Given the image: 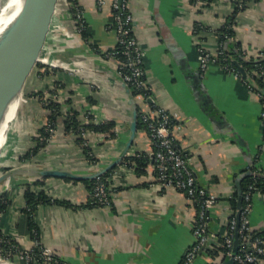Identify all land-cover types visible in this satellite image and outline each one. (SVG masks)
<instances>
[{
  "label": "crops",
  "instance_id": "obj_1",
  "mask_svg": "<svg viewBox=\"0 0 264 264\" xmlns=\"http://www.w3.org/2000/svg\"><path fill=\"white\" fill-rule=\"evenodd\" d=\"M108 1L100 9L97 0H78L84 9L86 39L77 29L69 0H58L42 55L64 66L42 73L38 63L27 79L24 91L28 96L23 100V130L19 134L24 140L22 151L29 150L33 137L47 121L46 110L31 94L47 91L58 81L68 87L60 88V99H70L72 104L67 108L80 111L83 122L91 116L98 124L115 123L112 141L97 143L98 133L88 135L95 155L103 158L102 165L125 149L135 107L139 119L141 112H150L149 105L124 86L118 60L107 55L118 45ZM129 7L145 53L149 84L173 119L172 136L188 154L198 184L218 198L209 212L210 231L218 239L226 237L229 200L237 194L238 201L245 171L255 162L257 170L264 172L263 106L257 93L218 63H211L205 72L200 68L201 44L217 53V31L235 12L234 4L230 0L199 5L195 0H130ZM235 24L233 40L243 52L255 57L264 50V0L250 1L237 14ZM198 25L205 28L198 29ZM18 113L8 136L13 134ZM152 149L146 129L138 128L131 152L150 153ZM7 152L3 150L2 157ZM42 154L15 167L40 164L86 174L92 170L76 137L66 134L62 127ZM68 180L45 179L44 188L57 202L40 205L36 212L43 244L59 261L182 264L195 244L198 210L194 200L184 192L162 188L152 164L143 173L130 172L113 181L111 207L92 205L88 186ZM22 186L12 182L4 190L13 203L0 216V229L23 249H29L33 241ZM249 219L252 231L264 232V194L253 195ZM216 244L213 240L191 264H214L208 250Z\"/></svg>",
  "mask_w": 264,
  "mask_h": 264
},
{
  "label": "built area",
  "instance_id": "obj_2",
  "mask_svg": "<svg viewBox=\"0 0 264 264\" xmlns=\"http://www.w3.org/2000/svg\"><path fill=\"white\" fill-rule=\"evenodd\" d=\"M205 1L206 0H195V4L199 5ZM230 1L234 4V9H237L238 13L244 10L247 6L245 0ZM108 2V0H97L98 8L102 9L108 4ZM110 4L113 16L112 26L117 32L118 45L115 51L110 52L107 55H110L118 60L119 77L129 85L132 92L137 94L141 101L149 105L150 112H141L140 119L144 124L152 142V152L147 154L151 157L152 165L156 171V178L160 186L164 189L173 188L184 192L191 199L194 197L199 198L200 209L198 211L194 229L196 241L192 248H190L186 253L183 262V264H191L202 250L206 251L211 246L213 240H216V242L218 240V236L211 232L209 227V212L218 204V198L214 194L210 193L206 188L198 184L195 174L190 167L188 154L177 145L174 137L172 136L171 129L173 126V119L168 110L158 102L153 88L148 81L144 59L145 53L135 34L134 17L129 7L130 0H111ZM70 8L71 10H74L72 15L74 19L76 18L79 22L77 29L81 33L86 30L84 9L79 4L73 3H70ZM217 37L219 38V46L216 54L210 52L204 44H201L199 48V52L201 54V71L205 72L211 63H218L226 73L241 79L250 89H252L250 84L251 82H255L254 79L249 78L246 80L245 77L248 75L244 76L242 74L239 69V65L237 68L232 66L229 61V57H227L221 49V35L217 34ZM243 54L248 60L258 61L259 58H264L263 51L255 57H251L247 52H243ZM40 59L44 60V63H41L42 66L40 67V71L42 73L48 72L52 70V68L64 66V64H62L59 60L51 59L50 57H46L44 55L43 58L41 56ZM249 74L252 78H255V76L264 77V70L258 68ZM55 88L56 86L54 85L51 89L54 90ZM44 93V103H49L51 100H60L59 96L51 95L47 91ZM257 95L263 106L261 118L264 125V97L261 95V92H258ZM89 122L90 119L84 123ZM92 122L98 124L93 119ZM49 132L53 137L56 130L49 126ZM82 135L84 138H88L89 133L83 131ZM97 137H99L97 143L106 142V139H109V141L114 140L106 133H98ZM88 143L90 144L89 138L87 140V144ZM133 154L135 153L130 151L128 156H132ZM96 157L98 162L102 158V156ZM130 172H135V166L133 164L130 165L129 162H125L124 159L123 162L113 170L112 174L108 178H96L97 182L93 190L94 202L102 207H111V196L114 187L113 181L115 179H120ZM252 189L253 186L250 187V191L247 192L244 197L246 205L242 208L240 218H237L236 213V217L229 221L231 233H228L226 236L225 244L228 249V258L233 259L234 264H264V237H252L250 235V232L252 231L249 219L252 209ZM237 233L242 238L246 236V240L244 245L240 246L237 254H233L234 241ZM24 250V260L30 264H38V259H35L36 255H38L40 260L46 262L47 264H67L56 259L53 253L44 246L42 239L34 240L32 247ZM23 253L21 251V254Z\"/></svg>",
  "mask_w": 264,
  "mask_h": 264
},
{
  "label": "trees",
  "instance_id": "obj_3",
  "mask_svg": "<svg viewBox=\"0 0 264 264\" xmlns=\"http://www.w3.org/2000/svg\"><path fill=\"white\" fill-rule=\"evenodd\" d=\"M194 1V0H193ZM214 0H206V3L212 2ZM246 5L252 0H245ZM70 3L79 4L78 0H69ZM74 10L72 9V13ZM238 14V10L236 9L233 15L228 19L226 24L217 31L218 34L221 35L220 42L222 43V50L225 55L229 57V61L232 66L237 68V66H242L245 69L246 76L245 79L249 78L254 79L255 82H251L252 90L256 93L261 92V95L264 97V77L252 78L249 73L253 72L255 69H263L264 70V58H259L258 61L248 60L241 49V45H238L234 40L235 31L232 29L236 24V16ZM76 22V26H79V22L74 19ZM198 29L205 28L201 25H198ZM84 38H88L86 30L81 32ZM264 52V50H263ZM41 67V64H38ZM54 72H58V70H54ZM49 73V72H48ZM60 88L66 89L67 86L63 85L61 82H56V88L54 90L49 89L47 92L51 95H56L60 97ZM45 91H41L38 93L31 94L33 96H37L40 100L43 108L47 112V121L39 128L38 133L35 137H33V145L29 148V150L22 154L20 157L21 163L25 164L26 162H30L37 157H41L43 154V150L47 147L49 140L52 137V134L49 132V126L54 128L56 131L59 127H62L66 134H73L76 137V143L81 147L85 158L90 162L91 165H94L98 162L97 157L95 156L94 150L92 146L88 143V138H84L82 133L86 131L88 133H106L109 134L111 138H115V123L114 122H103L100 124H95L92 122V117L90 116V122L84 123L81 119V112L74 108H67V105H71L72 101L70 99L66 101H62L61 99L58 101L51 100L49 103H44V93ZM27 93L25 98H27ZM135 96H138L135 94ZM24 98V99H25ZM61 98V97H60ZM264 101V100H263ZM262 103V102H261ZM264 103V102H263ZM139 128L145 129L144 124L141 119H139ZM125 162H129L130 165L135 166L136 173L145 172L146 168H148L152 164L151 157L145 152H138L133 154L132 156H128L125 158ZM19 165V164H18ZM113 170L109 173L101 176L102 179L108 178L112 174ZM45 180V179H44ZM44 180H38L32 183H24L23 194L25 200L24 212L28 216L29 219V227L32 241L36 239H42L40 226L36 221V212L38 207L43 204H51L57 202L54 198H52L48 191L44 188ZM69 181V180H68ZM97 180H85L81 183L88 186L91 190L92 194V205H98L94 202L93 199V190L95 188ZM253 186L251 190L253 195L256 193L264 194V172H259L257 170L256 164H252L248 170L245 171V174L240 183V191L243 196V206L245 207L246 202L244 197L247 192L250 191V187ZM194 200L197 210L199 211V198L194 197ZM219 202V201H218ZM230 204V216L229 220L236 217L237 209H238V201L237 194L234 195L233 198L229 200ZM13 200L9 192H2L0 195V216L5 214L8 208L12 205ZM99 206V205H98ZM228 233H231L230 223L228 224ZM252 237H264V232H250ZM228 235V234H227ZM226 237H220L217 241L216 245H213V248L208 250V254L213 259L214 264H224L228 258V249L225 244ZM240 246H243L246 240L245 237L239 236ZM23 248L20 244L14 240L12 237L7 236L0 229V254L6 256L11 259H17V253ZM9 253V254H8ZM38 254V252L36 251ZM35 259H38V264H47L46 262L39 259L38 255H36ZM183 264V263H182Z\"/></svg>",
  "mask_w": 264,
  "mask_h": 264
},
{
  "label": "water",
  "instance_id": "obj_4",
  "mask_svg": "<svg viewBox=\"0 0 264 264\" xmlns=\"http://www.w3.org/2000/svg\"><path fill=\"white\" fill-rule=\"evenodd\" d=\"M7 1L0 0V17L7 18L6 13L2 14ZM57 3L58 0H20L19 6L10 14L11 18L9 21L4 25L0 24V135L8 136L10 117H12L11 115L14 111L19 112L25 84L40 60ZM239 69L246 76L245 69L242 66H239ZM121 81L128 88V91L132 92L129 85L122 79ZM7 102L10 108L13 109L9 117L5 115L8 106ZM138 128L139 111L135 107L130 136L123 152L104 165H102L101 161L103 158H101L97 164L92 165L90 173H81L65 167H49L40 164L24 165L0 175V187L5 183L7 185L4 187L9 189L13 180L19 184L32 183L49 178L73 181L94 180L114 170L129 155L135 142ZM7 180L9 182H6ZM237 184L239 186V180ZM238 188L237 218L239 219L243 208V196L240 186ZM239 248L240 240L237 233L233 254H237ZM203 251L200 253H203ZM224 264H234V261L231 258H227Z\"/></svg>",
  "mask_w": 264,
  "mask_h": 264
},
{
  "label": "rangeland",
  "instance_id": "obj_5",
  "mask_svg": "<svg viewBox=\"0 0 264 264\" xmlns=\"http://www.w3.org/2000/svg\"><path fill=\"white\" fill-rule=\"evenodd\" d=\"M41 56L43 58V55L41 53ZM40 56V57H41ZM38 63H44V60L40 59V61H38ZM37 63V64H38ZM26 85V84H25ZM26 96V91H24L23 95H22V104L20 105V109H19V113H18V119H17V123L16 125H14L12 127V132L13 133V146L12 148L9 150V152L4 155L1 159H0V175L4 174L5 172L11 170V169H14L16 168L15 166L20 164L21 163V160H20V157L22 156L23 153H25L23 150V146H24V140H20L19 138V134H21L22 130H23V127L19 121V118H21L20 120H22V115H23V100ZM11 158V160H10ZM6 162V163H5ZM13 180V179H12ZM12 180H10V182H12ZM6 182H9L8 180ZM14 184H16V181L13 180ZM7 185V184H6ZM5 183H3V186L0 187V195L2 192H6L4 191L5 188L4 186H6ZM24 249L20 250L18 253H17V259H11V258H8L6 256H3L2 254H0V258L7 262V263H11V264H30L29 262H27L26 260H24ZM21 251L23 254H21ZM9 254V253H8Z\"/></svg>",
  "mask_w": 264,
  "mask_h": 264
},
{
  "label": "bare ground",
  "instance_id": "obj_6",
  "mask_svg": "<svg viewBox=\"0 0 264 264\" xmlns=\"http://www.w3.org/2000/svg\"><path fill=\"white\" fill-rule=\"evenodd\" d=\"M19 3H20V0H8L7 1L6 5H5V8H4V12L2 13V14L6 13L7 14V18L0 17V24L1 25H4V24H6L9 21V19L11 18L10 14H12L13 10H15L19 6ZM7 105L8 106H7V109L5 111V115L7 117H9L11 115L13 109L10 108L8 102H7ZM18 107H19V104H18ZM17 113H18V111H14V113L11 115L12 117H10V122H9V125H8V132H7L8 134L10 132V128H11L12 123L16 119ZM0 131H1V129H0ZM12 135L13 134H10L7 137H6V135H0V159L2 158L3 150H4V152H7L13 146V138H12L13 136ZM4 147H5V149H4ZM10 160H11V158H10ZM7 262L3 261L0 258V264H11V263H7Z\"/></svg>",
  "mask_w": 264,
  "mask_h": 264
}]
</instances>
